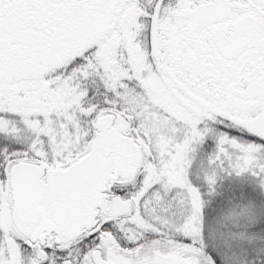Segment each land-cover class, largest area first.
Returning <instances> with one entry per match:
<instances>
[{"label":"snow or ice","instance_id":"obj_1","mask_svg":"<svg viewBox=\"0 0 264 264\" xmlns=\"http://www.w3.org/2000/svg\"><path fill=\"white\" fill-rule=\"evenodd\" d=\"M0 264H264V0H0Z\"/></svg>","mask_w":264,"mask_h":264}]
</instances>
